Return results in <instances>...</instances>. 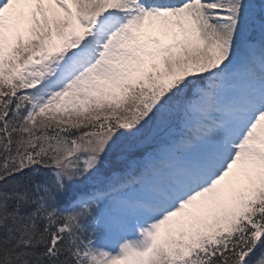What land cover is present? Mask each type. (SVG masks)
I'll return each instance as SVG.
<instances>
[{
  "label": "snow or ice",
  "instance_id": "snow-or-ice-1",
  "mask_svg": "<svg viewBox=\"0 0 264 264\" xmlns=\"http://www.w3.org/2000/svg\"><path fill=\"white\" fill-rule=\"evenodd\" d=\"M252 8L0 0V264H264V18ZM158 116L171 140L77 189Z\"/></svg>",
  "mask_w": 264,
  "mask_h": 264
},
{
  "label": "rangeland",
  "instance_id": "rangeland-1",
  "mask_svg": "<svg viewBox=\"0 0 264 264\" xmlns=\"http://www.w3.org/2000/svg\"><path fill=\"white\" fill-rule=\"evenodd\" d=\"M257 24L264 18V0H249ZM252 38L258 43L261 40V32L256 27L252 32ZM246 48L243 38L237 46L236 63L239 64L246 56ZM171 124V126H169ZM174 122L167 117L158 116L153 119L136 137L122 138L106 156L104 165L94 179L77 185L79 190H91L93 187H101L106 181L119 177L123 170L118 167L126 162L137 163L143 155L152 151L162 142L171 140L176 134Z\"/></svg>",
  "mask_w": 264,
  "mask_h": 264
},
{
  "label": "trees",
  "instance_id": "trees-1",
  "mask_svg": "<svg viewBox=\"0 0 264 264\" xmlns=\"http://www.w3.org/2000/svg\"><path fill=\"white\" fill-rule=\"evenodd\" d=\"M134 163L133 162H126L125 164H123L122 166H118L120 167L123 171H128L131 168H134ZM253 259H255V257H253Z\"/></svg>",
  "mask_w": 264,
  "mask_h": 264
}]
</instances>
